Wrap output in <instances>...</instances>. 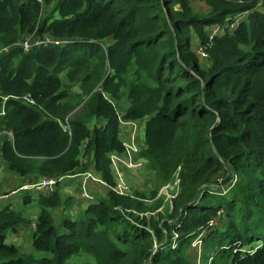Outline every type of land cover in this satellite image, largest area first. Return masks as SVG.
Listing matches in <instances>:
<instances>
[{"label": "trees", "instance_id": "obj_1", "mask_svg": "<svg viewBox=\"0 0 264 264\" xmlns=\"http://www.w3.org/2000/svg\"><path fill=\"white\" fill-rule=\"evenodd\" d=\"M196 1L208 12L189 0H0L4 169L36 179L92 170L106 186L58 223L51 210L71 205L60 180L51 194L21 197L39 206L30 235L47 254L39 259L5 243L27 221L0 206V264H69L79 253L93 264H194L199 234V264H264V0ZM31 35L47 41L23 51ZM24 96L32 104L13 99ZM142 119L140 158L160 184L179 180L165 213L156 190H114L121 121ZM218 177L223 189L211 187Z\"/></svg>", "mask_w": 264, "mask_h": 264}, {"label": "rangeland", "instance_id": "obj_2", "mask_svg": "<svg viewBox=\"0 0 264 264\" xmlns=\"http://www.w3.org/2000/svg\"><path fill=\"white\" fill-rule=\"evenodd\" d=\"M189 1L191 6L197 13L205 14L206 12H208V9L204 5V3L196 0H189ZM45 11H47V9H45ZM211 30L212 27L209 28V32ZM199 49H201L200 46L198 45L197 42H195L194 50L196 55ZM198 58L199 60L202 61V63H204L205 57L203 58L198 57ZM61 79L63 80L64 83H66L65 78L63 76H61ZM70 86H71V92H78V84L74 83ZM122 105H126V102ZM77 113L78 111L75 112V114ZM132 122L134 124H132ZM132 122L130 121L122 122L120 125L119 139L123 143V148H124L123 152L122 153L113 152L111 153V155L109 154V161H111V172L113 179L116 185L117 183H120V186L124 187L122 189L124 195H132L134 191H138V192H143L146 194V196H148L153 192V190H156L155 198H161L163 200V206L161 209L165 213V211H168L169 207L172 205V201H173L172 199L176 192V181L166 184H160V181L157 179L155 173L148 170L146 161L140 158L139 155L141 150L145 148V144L143 141V128H144L145 119L139 121H132ZM131 149L132 150L134 149L133 151L130 152L131 161L133 163L132 168H130L128 166V163L124 160L126 158L125 151ZM0 173L1 175H4V174H10L11 172L5 169L3 170L2 167H0ZM88 174L90 175V178L87 179H85L84 174L75 175L74 177H67L68 179L66 180H68V182H71L70 185L72 186L71 187L69 186V190L63 194L61 193V187L59 186L61 199L66 200L67 198H71L72 200H74V203H72L68 208L65 206L64 203H62V205L56 208L55 210H51L54 217V222L58 223L59 218L63 215H66L67 217L71 216L70 218H75V216L80 211V209H82V206L84 204V203L77 204L76 202L77 196L78 198H80L79 195L81 191L84 190L90 198V199L80 198V200L84 201L85 203H89L95 198L104 196L106 192L105 184L99 180L98 176L94 173V171L91 170ZM3 183L4 182H1L0 179V188L2 190L4 188ZM8 184L11 183L9 182ZM12 184L15 183L12 182ZM91 185H93L92 191L90 189ZM166 185H168L171 188V190L169 189L165 190ZM14 194L13 196L10 195V198L8 200L5 199L2 200L0 202V206L11 204L10 207L12 210L16 212H20L21 216L27 221V223L19 226L17 229L22 230L24 232L23 238L27 239V237H31L30 235L32 231L30 230L29 226L31 225L32 222H35V217L39 211V206L34 200H32L29 204H23L20 199L23 195L26 194L34 198L36 192L31 189L24 192H15ZM14 200H18L19 201L18 204H16V201ZM7 233H12V232L8 231ZM8 239L10 240V237ZM5 243L9 244L8 241H6ZM200 247L201 244L199 245L196 244L194 246H191L188 251V258L194 264H199L200 262L199 261ZM216 249L217 248L214 247V249H212L211 251L213 252ZM18 250L24 254H31L35 259H39L41 257L47 256V254L44 252L34 251L31 248L30 244L28 246L22 245L21 247H18ZM67 262L69 264L94 263L91 256H89L86 253H79L76 256H72L67 260Z\"/></svg>", "mask_w": 264, "mask_h": 264}, {"label": "built area", "instance_id": "obj_3", "mask_svg": "<svg viewBox=\"0 0 264 264\" xmlns=\"http://www.w3.org/2000/svg\"><path fill=\"white\" fill-rule=\"evenodd\" d=\"M242 15H240L239 17H237V20L241 19ZM235 24H232L231 27H234ZM217 32V28L216 27H212V30L210 31V36H213L215 33ZM47 39L46 38H42V37H37V38H34L32 35L30 37H25L20 43H19V46L21 47V49L24 51H28L31 49L32 46H37V45H41L43 42H46ZM50 42H52L53 44H56V45H61L62 43H65L64 41H56V40H51ZM201 48V47H200ZM7 49L6 48H2L0 49V53H3V52H6ZM197 55L198 57H206V52L201 48L197 51ZM7 99V97L5 98H0V102H1V107H0V117L3 116V104L5 102V100ZM15 100H24L26 101L28 104H32L33 101L30 100L29 96H24V97H21V98H13ZM123 121H121L122 123ZM132 124H134L132 122ZM131 124V125H132ZM6 134V137L11 140V134L8 132V133H5ZM4 135V133H1L0 134V142H1V137ZM134 150V149H133ZM132 149L131 150H126L125 151V155H126V158L124 159L127 163H128V166L130 168L133 167V163L131 161V156H130V152L133 151ZM111 155V154H110ZM89 172L85 173L84 176H85V179L87 178H90V175L88 174ZM218 180L217 184H213L211 187L213 188H217V186H219L220 189H223V185L221 184L222 182V178L221 177H218L216 178ZM61 180V178H54V179H49V178H42V179H38L36 180L33 184H30V185H26V186H23L21 187L20 189L21 190H33L36 192V194H51L54 192L55 188H56V185H57V181ZM100 180V179H99ZM176 181V192L175 194L177 193V186H178V182L179 180L175 179ZM236 181V178L234 177V175H232V180L231 182L228 183V185L234 183ZM116 185V184H115ZM124 187H121L120 186V183H117L116 187L114 188L115 191L119 194H123V189ZM171 190V188L166 185L165 186V190ZM223 193H225V191L223 190ZM174 194V195H175ZM80 198L82 199H90L89 196L87 195V193L83 190L81 191L80 193ZM222 218V213L219 212L218 213V217H216L215 219H213L212 221H210L209 223V226L211 227H214V226H219L222 222L221 220ZM30 230L33 231L35 229V223L32 222L31 225L29 226ZM201 234H199L197 237L194 238V241L192 242L191 246H194L196 244H202V238H201ZM196 243V244H194ZM194 244V245H193ZM243 249V252L246 251L244 248ZM247 252H250V251H247ZM211 260V259H210ZM209 260V262H210ZM208 262V263H209Z\"/></svg>", "mask_w": 264, "mask_h": 264}, {"label": "crops", "instance_id": "obj_4", "mask_svg": "<svg viewBox=\"0 0 264 264\" xmlns=\"http://www.w3.org/2000/svg\"><path fill=\"white\" fill-rule=\"evenodd\" d=\"M0 167H2V169L4 170V167H3V164H2L1 160H0ZM0 179H1V182H4L3 183V186H4L3 190L0 188V197L4 193H10L11 191L15 190L17 187L30 185L35 180H38L35 177L34 178H32V177H19L18 178L13 173L4 174V175H1V173H0ZM66 179H68V178L67 177L63 178L59 182L62 194L69 190V186L70 187L72 186V185H70L71 182H68V180H66ZM64 181H66V182H64ZM9 182L11 184H8ZM12 182L15 183V184H12ZM92 187H93V185L90 186L91 191H92ZM11 196H13V195H11ZM9 198H10V195L8 197H6V198L1 199L0 202L2 200H4V199L8 200ZM70 200H71L70 201L71 204L74 203V200H72L71 198H70ZM14 201H16V204H18V202H19L18 200H14ZM76 202H77V204H83L84 203L83 206H82V209L85 208L86 205H87V203H85L84 201H81L80 198H78V196L76 198ZM23 233L24 232L22 230H18V229L15 232L7 233L5 235V242L8 241L9 244L11 243L14 246H16L17 248L21 247L22 245L28 246L30 244V237H27V239H24L23 238ZM9 237H10V240L8 239Z\"/></svg>", "mask_w": 264, "mask_h": 264}]
</instances>
